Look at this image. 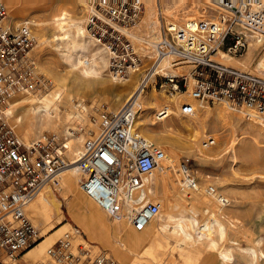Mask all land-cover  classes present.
<instances>
[{
  "label": "built area",
  "instance_id": "2783aa9c",
  "mask_svg": "<svg viewBox=\"0 0 264 264\" xmlns=\"http://www.w3.org/2000/svg\"><path fill=\"white\" fill-rule=\"evenodd\" d=\"M79 1L85 12L87 32L108 51L110 76L122 81L130 73L139 72L144 57L135 45L132 30L141 18L143 3ZM198 1L214 15L190 20L181 27L164 24L161 19V40L155 44L140 87L145 88L147 77L155 73V78L165 79L174 93L186 92V82L191 79L190 96L194 100L226 105L264 127V78L212 59L221 51L240 54L248 45L247 36L264 39V0ZM7 16L6 5L0 0V264H5L3 257L10 261L20 259L41 240L26 209L44 187L57 192L60 175L71 166L77 173L76 184L88 199L112 220L126 221L135 232H142L160 213L161 204L146 202L135 209L133 200L144 189V178L161 169L167 157L160 147L138 133L137 97L118 110H110L104 104L95 106L97 132L83 143L82 152L73 161L68 157L67 140L57 134H43L24 143L5 120L7 99L14 92H41L45 81L36 72L31 55L33 26L26 21L18 27L9 26ZM166 57L173 58V65L190 67L188 74L172 75L158 69L159 61ZM168 108L163 106L154 112L156 122L169 117ZM194 112L192 106L181 104L183 118ZM212 142L209 139L205 144ZM167 170L179 176L189 190H197L198 182L187 161ZM219 201L227 204L223 197ZM75 230L78 231L77 227ZM70 236L66 234L48 248V260L42 264H118L107 252L94 255L80 245L74 254L70 250Z\"/></svg>",
  "mask_w": 264,
  "mask_h": 264
},
{
  "label": "rangeland",
  "instance_id": "374dc122",
  "mask_svg": "<svg viewBox=\"0 0 264 264\" xmlns=\"http://www.w3.org/2000/svg\"><path fill=\"white\" fill-rule=\"evenodd\" d=\"M140 1L143 3V11L139 22L134 28V40L135 45L141 49L139 53L144 57V65L139 72L130 74L126 79L127 81H115L109 76L106 53L101 47L92 42L84 31L85 12L79 0H22L16 5H10L8 0H3L8 12V21H11L13 24L30 21L33 24L32 36L34 38L35 49L31 52V55L36 63V72L45 81V87L41 92H35L30 95L40 100L44 98L54 100L56 96H60V99L56 101L55 110L53 109L51 112L53 117H57L60 120V125L59 123L56 125V123L54 125H35L29 128L19 127L14 121L7 119V123L10 127L12 126L14 128L11 127L21 141L29 142L38 139L43 134L54 133L61 138L66 137L69 141V146H71V138H73L76 146L82 151L83 143L96 132L93 108L97 105L104 104L110 110H118L133 96L140 84V79L152 61L154 51L149 45L140 40L156 42L161 35L160 24H157L156 21V11L158 8L166 11L169 4L175 3L173 6L175 8L176 3L178 6L181 3L180 0H151V4L154 7V12L152 13L154 23L147 24L144 19L148 14L147 3H149V0ZM163 1L165 4H163ZM184 1H188L186 6L188 9L191 4H196L193 6L199 5L201 8H204L203 4L198 0ZM180 13H177L174 18L164 16V24L172 23L176 26H183L185 22L181 18L183 12ZM209 14L208 17L214 15L212 12ZM208 17L202 16L198 17V19ZM152 37L154 38L152 39ZM247 37L248 45L243 52L235 56L229 54H225L224 56L221 51L215 57V61L254 75H257V73L264 75V70L262 71L259 68V64L264 63V39H262L261 43H257L255 37ZM78 41L84 44L81 50L84 59L90 58L93 53L96 63H101L99 60L100 57L105 59V66H96V69L100 70L98 77L78 78L80 77V71L85 67L82 64H78L75 56L76 53H74L75 43ZM86 43L87 46L85 45ZM97 54L99 55L97 56ZM145 57H149V59ZM190 69L188 66L178 65L166 71L176 75H187ZM147 78V88L142 94L144 96L155 95L157 101L154 102L155 104L145 105L147 110L144 113V117L149 125L153 123L154 128L158 129L162 121H155L154 112L163 106H169L171 111L178 112L179 109L177 110L173 103L169 102V99L173 100L179 93L183 94L187 92L185 95L186 98L181 101V104H188L190 102L189 96L192 80H187L186 92L182 90L174 93L171 85L166 84L165 79L162 77L157 76L155 80L154 78L150 80L152 78L150 76ZM142 99L140 102L143 105ZM196 105L197 117L203 118L204 121L202 129L197 125H192L190 131L182 129L180 120L192 122L193 118H183L176 115H171L170 118L165 119L167 125H169L170 119L174 121L179 129L178 132H173L176 135L165 133L163 136L157 134L153 137L152 134L143 132L141 130V120L143 121L144 117L137 119L135 126L140 135L160 147L163 151L165 150V154L168 153L171 161L174 163L173 165H178L180 161H187L195 175L198 185L203 190L206 187H214L217 192L227 198L229 203L227 204V208L222 211L225 215V222L223 223L221 221L220 223L224 229L225 239H215L213 246L215 250H206L211 244L205 243L201 246V244H197L194 241L196 231L194 222L178 213L172 215L173 217L169 220H166V214L169 209H166L159 202L161 204L159 219L165 228L162 233L157 234L159 237L155 244L146 245L138 249L133 247L128 248L127 240L132 239V237L135 239H143L147 235L143 232H134L127 224H123L128 231L126 239L118 240L117 237L113 239L110 237L115 246V255L113 254V257L118 264H264V127L255 121L243 118L240 113L226 105L217 103L203 104L204 109L199 104ZM223 107H228L230 110L227 108L226 111H222L225 110ZM75 108L81 111L82 116L75 114L67 123H64L66 115L72 113V111L75 113ZM218 114H226L228 117L226 119L219 118ZM202 133H205V138L201 140V143L206 145L205 143L208 142V139H212L214 142L213 145L205 148L208 157L206 160L201 162L196 161L188 150L170 149L169 147L171 143H175L178 140L193 138L195 134ZM70 158L72 159L71 156ZM170 174L173 175L172 172ZM155 178H162L158 170L151 177L145 179ZM72 188L75 203L71 207L87 203L97 209L102 217H105V214L79 190L74 178ZM49 189H51V193H49ZM62 190L63 180L57 192H54L51 187H45L39 192L40 194L46 195L47 215L53 216L49 222L46 220L48 216L42 213L37 215L35 222H32L31 217L36 210L35 208L29 209V206L26 209V215L37 227L38 234L43 238L42 241L51 236L50 244H47L40 254H36L34 258H25L29 260L30 264L46 262L48 260V256L45 253L46 250L60 238L64 239L62 236L66 232H71L69 239L71 237H75L78 240L81 239L73 233L76 225L68 218V216L71 218L67 212L71 207L64 200ZM163 191L162 187L158 188L156 198H162ZM181 194L184 193L182 192ZM169 195L174 197L177 203L181 204L179 198L175 196V191L170 190ZM152 199H155V197ZM188 201L193 202L190 198ZM153 202L158 201L153 200ZM76 212L79 213L77 210ZM106 218L110 225L115 223L108 216ZM204 218L205 216L199 214L198 222L203 221ZM92 221L96 225L101 226V224L97 223L99 219L98 221ZM79 222L76 223L79 225ZM102 227L106 231L107 228L105 225ZM154 227H151L148 232L149 234L147 233L148 235H154ZM77 229L81 230L79 227ZM82 230L87 235H90L89 231ZM82 230L80 232L83 234ZM47 231L51 232L46 234ZM102 233L105 237H109L103 231ZM83 238L85 239V237ZM82 239L79 242L83 243ZM88 243L90 245L96 244L94 242ZM81 246L90 250L94 255L104 251L98 248L84 246L83 244ZM203 247L205 249L204 251L196 253ZM124 248L127 250H123ZM133 249L135 251L134 254L132 253ZM110 250L112 251V249ZM121 250H123L125 257H123ZM220 251L227 255V263H222L219 256ZM190 255L193 256V259L187 262V258ZM15 261L19 262L20 259Z\"/></svg>",
  "mask_w": 264,
  "mask_h": 264
},
{
  "label": "bare ground",
  "instance_id": "6f19581e",
  "mask_svg": "<svg viewBox=\"0 0 264 264\" xmlns=\"http://www.w3.org/2000/svg\"><path fill=\"white\" fill-rule=\"evenodd\" d=\"M21 1L22 0H8L10 5L11 4H15L16 5V4L20 3ZM180 2L181 3L179 4V6L176 3V7L175 8L173 7L175 5V3L171 4V5L169 4L170 6L168 5V7L166 8L167 9L166 11L164 9H162V8L161 9L158 8V10L156 11L157 24H161V19L163 20L164 16H167V17H170V18H174V16H176V14L177 13L179 14L180 12L181 13L183 12L182 14L181 13L180 14L183 15L181 18H183V20L185 21L184 24H186L188 21L193 20V19L197 20L198 17H202V16L208 17V14L211 12V11L209 12V10L204 5H203L204 8H201L199 5L198 6H193V5H196V4H191V6L188 9L186 7L187 4H188V1L180 0ZM163 4H165L164 1H163ZM147 6H148V14H147V17H145L144 20H145V23H147V24L150 23L151 24V23H154L153 22V15H152V13L154 12V7L151 4V0H149V3H147ZM198 7H200V8H198ZM192 12H193V14H192ZM176 19H178V18H176ZM200 19H202V18H200ZM5 21H6L7 25H9V26L11 25L12 27H18V26L21 25V23H23V22H20L18 24H15V23L13 24L11 21H8L7 18H6ZM57 21H59V20H57ZM26 22H28L29 24H31L33 26L32 22H30V21H26ZM76 27H77V24H76ZM84 31L89 36V38L92 40V42H94L97 46L101 47L104 50V52L106 53V56H107V60H108V51H107V49L103 45L98 44L89 35V33L87 32V30H86V18H85V21H84ZM132 32H133V39H134V29L132 30ZM151 34H152V32H151ZM151 34H150V36H151ZM153 38L154 37H152V39ZM160 40H161V35L159 36V39L156 42H149V41H146V40H140V41L141 42H145V44L149 45L150 48L155 50V44H157ZM255 41L257 43H261L262 42V38L261 37H255ZM85 45L87 46V43ZM83 46H84V44L81 43V41L80 42L78 41L77 43H75V47H74L75 48L74 53H76L75 56H76V59L78 60V64H82V65L85 66V67H83L82 71H80V77H78V78L86 79V78H91V77H94V78L98 77L99 73H100V70L96 69V66H100V67L105 66V64H106L105 63V59L100 57L99 60L101 61V63H96V59H95V57H93L94 53L90 56V58L84 59V57L82 56V51H81ZM34 49H35V46L33 47L32 51H34ZM218 54L219 53H217L215 56H213L212 59L215 60V57ZM98 55L99 54H97V56ZM222 55L225 56V54H222ZM84 56H86V55H84ZM171 59H173V58H171V57L162 58L159 61L158 69L161 68L163 70H168V71L171 70L173 68V66H176V65H172L171 64ZM227 66H229V65H227ZM259 68L263 71L264 70V63H260L259 64ZM130 74H134V73H130ZM166 74H172V73L167 72ZM172 75H176V74L173 73ZM257 75L259 77H261V78H264V75H262L260 73H257ZM109 76H110V74H109ZM110 77L113 80L118 81L114 77H112V76H110ZM150 77H152L150 80H152L153 78L155 80V73L150 75ZM146 81H148V78H147ZM140 84H141V81H140ZM140 84L137 87V89H136L135 93L133 94V96L130 98V99H132L133 97L134 98L137 97V100H138V110L139 111L137 113L136 120L137 119H141V118L144 117V113L147 110L145 108L146 104H155L154 102L157 101V97L155 95L151 94L150 96H144L142 93L147 88V86L145 84V88L142 89V87H140ZM30 94H33V93L32 92H27V91H20V92H14V93H12L9 96V98L7 99V108L5 109V120H6V122H7V119L8 120H12L19 127H28V128L32 127V126H35V125H38V126H42V125H46V124H49V125L53 124L54 125L56 123H57L56 125H58V123L60 125V120L57 119V117H53L51 115L52 110L53 109L55 110L56 101H58L60 99V96H56L54 98V100H48V99H45V98L43 100H40V99H36V97H33ZM186 94H187V92L183 93V94L179 93L177 96H175V98L173 100L169 99V102L173 103L174 107H176L177 110L179 109V111L178 112H173V111H171L168 108V113H169V117L168 118H170L171 115H176L178 117H182L179 107L181 106L180 105L181 101L185 100V98H186L185 95ZM189 97H190V100H189L190 102L188 103V105L192 106V108L195 110V112H194L193 115L189 116V117L193 118L192 122H185L183 120H180V124L182 126V129L190 131L192 129V125H197L198 127H200L202 129L204 121H203V118L197 117V113L198 112H197V105L196 104H199V106L202 107V109H204L205 108L203 106L204 103H200V102L194 100L191 96H189ZM141 99L143 100V105L140 102ZM8 105H9V107H8ZM223 108L225 110H222V111H226L228 107L227 108L223 107ZM74 110H75V113H73V111H72V113H69V114L66 115V120H64V123L65 122L67 123V121H69V119H71V117L73 118L75 114H77L79 116H82L81 111H79L77 108H75ZM199 112H201V111H199ZM216 113H217V111H216ZM226 114H222V115L218 114V116H219V118H225L226 119L228 117ZM249 120H251V119H249ZM161 121H162V123H161L160 128L156 129V128H154V124L152 123L151 124L152 126L149 125L147 123V120H145V117H144L143 121L141 120V122H142L141 123V130L143 132H147L149 134H152L153 137L156 136L157 134H161V136H163L165 133L166 134H171V133L175 134V133H173L174 131L175 132L179 131L178 127L176 126V124L174 123V121L172 119L169 120V125L166 124L165 120H161ZM251 121H254V120H251ZM220 122H221V120H220ZM223 126H221V127H223ZM96 129H97V126H96ZM204 135H205V133L195 134V136L193 138H189V139L188 138H184V139L178 140L175 143H171V145L169 147H170V149H184V150H188L189 153L194 158V160L201 162V161L206 160L208 158L207 154L205 152V148H208L209 146L214 144V142H212L211 145H209V144L204 145V143H201V140H203V138H205ZM64 138L67 140V146L69 148L68 149V157L70 158V156H71L72 159L70 158V160L73 161L80 155V153L82 151L79 149V147L76 146L75 141H74L73 138H71L72 139L71 140V146H69L68 139L66 137H64ZM207 141H209V139ZM30 142H32V141H29V142L24 141V143H30ZM82 150H83V148H82ZM166 157L167 158H166L165 162L162 164L161 169L158 170V173L160 174V177H162V178L161 179L160 178L159 179L158 178H155V179H145L144 178V180H143L144 189H142L141 192H139L135 196L134 200L132 199L133 202L136 203V206L133 207V208L136 209V208L140 207L141 205H143L146 202H153V200H157L158 202H161L165 206V208L169 209V211H170V212L168 211L167 214H166V216H167L166 220H169L171 217H173L172 215L177 214V213L181 214L182 216H185L188 219H191L194 222V224L196 225L195 226V228H196L195 230L196 231H195V234H194L195 243L201 244V246L203 244H205V243H209L211 245L208 246L206 248V250L207 249L215 250L214 247H213L215 239H220V240H224L225 239V237H224V229H223V226L220 223H221V221L223 223L225 222V215L223 214L222 211L225 210V208H227V204L229 203L227 198L225 196L221 195L219 192H217V190L214 187H206V189L203 190L197 184L198 188H197L196 191L189 190L184 185V183L182 182V180H181V178L179 176L171 175L170 171L167 170V168L169 166H170V168L172 167L171 170H174L176 166L173 165L174 163H173V161H171L170 156L168 155V153L166 154ZM153 174H154V172L152 173V175ZM151 176H149V177H151ZM72 177L74 178V180L76 182L77 173H76V170H75V168L73 166L68 167L60 175L61 181L63 180L62 196H63L64 200L67 201V205L70 206V207L73 206V204L75 203L74 202L75 199H74V196H73V188H72V182H73V178ZM46 187H49V186H46ZM160 187H162L163 190H164L163 194H162L163 197L162 198H159V197L156 198L157 192H158V188H160ZM78 188H79V186H78ZM43 189H41V190H43ZM79 190H80V188H79ZM170 190L175 191V196L179 198V202L181 204L177 203V201L174 199V197L169 195ZM180 192L181 193L183 192L184 194H181ZM49 193H51V189H49ZM45 197H46V195L38 193V195L34 198V200L29 204V209H32V208L34 209L35 208V210H36L33 213L32 217H31V221L32 222H35L37 220V215L38 214H40V213H42L44 215L48 214L47 213L48 212V207L46 205ZM154 197H155V199H152ZM219 197H223L227 201V204H225V203L222 204L219 201ZM189 198L192 199L193 202L188 201ZM36 203H37V205H36ZM77 206L71 207L70 210L68 211V213L70 214V216L73 218V220L75 222H79V219H78L79 216H78V213L76 212V210L78 212H81V211L78 210ZM97 207L100 210H102L99 206H97ZM89 208H90L89 213L91 214L92 220L97 221L98 219H101L100 218L101 215L97 211V209H95L91 205H89ZM201 208H202V210H201ZM27 209H28V207H27ZM58 211L61 212L60 209H58ZM103 212L106 214L105 211H103ZM131 213H132V211H131ZM199 214H202L203 216H205L204 220L201 221V222H198ZM47 216H48L47 219H46V217H44V218L48 222L50 220H52V217H53L52 215H47ZM159 216H160V213L155 218H153V220L142 231L144 234L147 235V237H145L143 239L142 238L135 239L134 237H132V239L127 240L128 248L133 247L135 249H138L140 247H145L146 245H153V244H155L157 242V239L159 237V236H157V234L162 233L164 231V228H165L164 224L160 222ZM180 218L184 219L182 217H180ZM112 221H114V220H112ZM32 222H31V224H33V227L37 230V227ZM114 222H116V221H114ZM116 223L121 228V231L123 229V231H124L123 239H126L128 231L123 226V224H127L128 226H130V225L126 221H120V222H116ZM184 224H185V222H184ZM186 224H187V222H186ZM127 225H125V226H127ZM191 225H192V223H191ZM79 226L82 229L88 231V229L86 228V226L83 223L79 222ZM98 226H100V225H98ZM152 226H155L154 230H153V231H155V233H153L154 234L153 236H150V235H148L149 234L148 232H149V230L151 229ZM179 227L182 229L181 226H179ZM100 229L107 236L111 237L110 231L108 229H106V231H105V229L102 226H100ZM73 230H74L73 233H74L75 236H78L81 239L83 238L82 237L83 235H82V233L80 232L79 229H78V231H76L75 229H73ZM49 232H51V231H47L46 234H48ZM136 233H141V232H136ZM66 234L71 235V232L64 233L62 237L65 238ZM39 236L41 237V240L33 248L28 250L23 256H25L32 249L36 248L42 242L43 238H42V236L40 234H39ZM188 237H189V234H188ZM59 240H62V238H60ZM59 240H57L56 242H58ZM80 240L76 239L75 237H71V239H69V243L71 245L70 246V250L74 254H76L77 246H79V245L81 246L82 244L84 246H90L92 248H96L93 245H90L85 239H82L83 243L79 242ZM76 242H78V243L76 244ZM54 244H52V245H54ZM123 247H124V245H123ZM123 250H127V249L124 248ZM123 250H121V253H122L123 257H125V254L123 253ZM204 250L205 249L203 247L199 251H197L196 253L202 252ZM46 252H47V250H46ZM134 252L135 251L133 249L132 253L134 254ZM192 255H190L187 258V262L193 259ZM46 256H47V253H46ZM194 256H195V253H194ZM219 256L221 258L222 263H227V255L224 252L220 251L219 252ZM6 259L9 262H11V263L16 262V261H10L8 258H6Z\"/></svg>",
  "mask_w": 264,
  "mask_h": 264
},
{
  "label": "crops",
  "instance_id": "0c3cea01",
  "mask_svg": "<svg viewBox=\"0 0 264 264\" xmlns=\"http://www.w3.org/2000/svg\"><path fill=\"white\" fill-rule=\"evenodd\" d=\"M87 206H88V208H87ZM77 208H78L79 211H81V212L78 213V216H79L78 219H79V221H81V223H83L86 226V228L88 229L90 235H87L82 230V228L74 220H72L73 219L72 217H71L72 219L69 216H68V218L71 220L72 223H74L76 225V227H79L82 230V232H83V234H82L83 236L82 237H85V240L87 242H91V243L94 242V243H96V244L93 243L94 244L93 245L94 247L98 248L99 250L107 251V253L113 259H115L113 257V254L115 255V252H114V247H115L114 246V243H112V240H111L110 237H108V238L105 237V235L102 233V231L100 229V226L96 225V223H94L92 221L91 214L89 213V210H90L89 205L87 203L79 204L77 206ZM86 209H88V210H86ZM106 217H107L106 214H105V217H101L100 216L101 219H99V221L97 220L98 221L97 223L98 224L100 223L101 226H104L105 225V227L107 229H109L112 239L115 238V237H117L118 240L119 239H123V237H124V231H123V229L121 231V228L116 224V222L114 224L110 225V223H109V221H108V219ZM50 237L45 238V240L42 241L36 248L32 249L25 256H23L20 259L19 262L11 263L6 258H3V262L5 264H30L29 263V260H27V259L28 258H34L36 256V254H40L41 251L45 248V246L47 244H50V242H51ZM111 246H113V247L111 248ZM110 249H112V251ZM25 258H27V259H25Z\"/></svg>",
  "mask_w": 264,
  "mask_h": 264
}]
</instances>
